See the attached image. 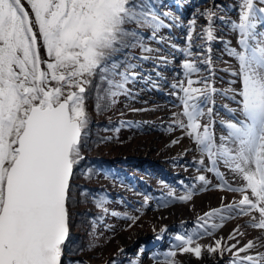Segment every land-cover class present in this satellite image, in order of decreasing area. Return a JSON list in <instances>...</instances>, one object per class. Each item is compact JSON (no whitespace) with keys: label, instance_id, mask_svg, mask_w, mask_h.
I'll return each instance as SVG.
<instances>
[{"label":"snow or ice","instance_id":"6c2138e0","mask_svg":"<svg viewBox=\"0 0 264 264\" xmlns=\"http://www.w3.org/2000/svg\"><path fill=\"white\" fill-rule=\"evenodd\" d=\"M258 4L264 0H239V19L231 22L239 34V50L226 46V51L238 62L231 75L239 88L223 93L237 107L222 106L228 119L219 121L224 133L219 143L214 107L205 111L209 102L214 105L217 89L207 79H192L200 72L193 52L197 18L205 22L197 37L213 41L218 6L198 9L189 22L187 47L180 49L187 57L184 80L172 85L183 93V111L173 113L172 124L208 158L210 167H204L203 159L199 164L222 181L218 187L239 193L240 199L198 217V228L177 234L164 259L154 258V264H182L178 256L183 254L202 259L204 254L222 257L226 252L230 264H264V7ZM164 18L178 19L158 11L154 0H0V264H65L73 180L84 159L89 124L88 94L95 86L96 108L101 110L105 100L115 104L118 96H132L128 85L138 80L155 86L150 75H143V63L169 61L161 49L144 43L139 29H150L151 39L163 42L160 30L172 26ZM134 48L140 55H127ZM201 63L210 65L211 58ZM205 116L208 122L202 124ZM221 163L244 183L228 184L219 171ZM194 179L204 186L210 183L204 174ZM193 195L192 188L179 196L169 191L162 206L171 199L187 202ZM148 200L146 196L145 205ZM107 203L101 198L96 205L107 214ZM238 216L249 217L246 225L261 234L243 244L237 239L245 235L239 227L227 237L216 235ZM125 218L131 227L140 216ZM205 237L209 242L201 243Z\"/></svg>","mask_w":264,"mask_h":264},{"label":"rangeland","instance_id":"374dc122","mask_svg":"<svg viewBox=\"0 0 264 264\" xmlns=\"http://www.w3.org/2000/svg\"><path fill=\"white\" fill-rule=\"evenodd\" d=\"M201 2L203 1H184L185 9H183L185 11H183L182 14L180 12L174 11L169 6L161 7L165 12H171L173 16L177 17V21H172V23L179 25L178 30L174 31H170L168 28H162L160 30V33L158 34L159 37H163V41H171L169 44L175 45L176 47L182 46L183 49L186 48V37L188 33L189 22L194 18V16H196L197 10L199 9L200 11H203L205 8L213 7L214 5H216L218 7L216 8L217 18L214 21V35L216 38H226L229 41L231 40L227 44V46H231L232 48H234L233 33H236V31L232 30V26H230L228 29L225 28L223 30V26L221 24H218V19L219 17L223 16H228L229 18L235 13L237 14V11H235V9H229L227 8V6L229 3H231L236 7V2L239 3V0H206L203 5H198V3ZM258 6L264 7V5L259 4ZM238 19L239 16L234 17L233 20L238 21ZM204 23L205 22L203 18H197L196 33L200 32L201 26L204 25ZM172 28L177 29V27L173 25ZM179 29H183V32L179 33ZM141 30L142 31L140 32L143 33L145 37L144 41L149 42L148 46L150 47V44L153 43L152 39L150 38L151 30L148 28H141ZM196 33L193 34V52L195 54H198L196 63L200 68V71H202V75L207 72L208 66L205 63H201V61L208 59L213 53H215L217 56L221 53L224 54L223 57L220 56V58H217L224 64L231 65L230 63H233L234 65H238V62L233 57L228 55L226 47H222L223 49L220 50L219 47L213 46V44H211V42H208L206 39L202 37L198 38ZM177 34L179 35V38H175ZM147 35H149V37ZM236 42L238 43V39L236 40ZM159 45L160 42H157L155 43V45H153V48L160 49ZM209 48L211 49L210 52L208 51ZM133 52L140 53V49H129L127 50V55L132 56ZM168 60H170V62H176L171 58ZM213 72L217 74L218 77L215 75L212 77L217 78V81L219 82L223 81V78L228 77V75L220 69H216ZM201 78L202 80H204L206 77L203 76ZM192 79L200 80L197 74H194L192 76ZM182 80H184V77H182ZM224 81H226L230 85H233V87L235 88L234 83H231L228 80ZM197 85L199 87H203L202 84ZM237 85L239 88V82H237ZM213 86H220L223 88V86L217 84ZM124 97H127V99H123ZM212 99L213 101L223 102V99L217 93L213 95ZM125 100L131 101V98H129V96L123 95L118 96L116 98L115 104H111L110 101L105 100L102 102V104L106 106L102 107L101 110H97L96 90L95 86H93L88 94V99L86 100L89 118L93 117L94 111L97 114L100 113L99 116L95 117L96 122H106L110 120L114 123H117L119 122V119L117 118V114L120 112L119 108H123V110L125 109L129 112L127 106L125 105ZM209 103L211 104L212 102ZM89 106L93 109V111ZM135 107L136 109L147 108V106L145 105ZM155 107L161 109V111L166 110L165 106L161 103L155 105ZM207 107L210 106L207 105L205 107V111ZM221 111L225 110H222L221 108V110H219L218 112ZM218 112L213 115L215 118L227 120L226 117H222L220 114H217ZM182 119L186 122L185 117L182 116ZM169 121L170 123H167L166 125L165 123H161L157 131V133H160L164 137L162 139L166 140L165 143L162 142V148L154 153L145 154L141 152L143 150L142 148H139L136 153L126 151L127 149L124 150V146L126 145V143L131 142L139 135H147L145 133L151 131L148 130L147 132H144L143 124H135L134 127H131L130 125H124V127L123 123L121 122L119 123V125L115 124L113 126H111L110 124L106 126L97 125L95 123L92 125L88 124L85 143H89V147L88 150H84L83 155H85V159L88 160V157L91 156V147H93L91 149H94L101 144L109 146L105 147L108 148V150L102 151L100 156L102 158H112V161L117 162H119L118 160H124L126 158L133 159L131 157H134L135 159H133V161H131L130 163L126 162L128 164L124 167L132 173L135 172L138 177L133 179L132 182H129L133 185H129L126 182L127 180L125 178L118 179V177H110L111 179L107 180L105 178H100L99 176L93 177L92 173H97V167L93 166V164L83 166L85 170L82 173L79 172L82 178L78 177L80 179H75L74 183L78 182V180H80L81 182L83 181L85 182L84 187L87 188L84 190H79V187L72 188V204L70 207V242L68 244L64 257L65 264H76L77 261L81 262V264H113V261H115V264H131V261L135 259H139L140 264L148 263V261L150 260V256H146V258L144 256H141L140 250H138V247L136 248V245L140 246L146 236L150 234L155 235L156 233L163 231V229L168 228H163L160 225H157L154 220L145 218L144 215L152 213V210H156L153 208V206H156V203L158 201H160V205H162L165 199H169L167 196L169 191L182 189V185L185 183L184 179H182V173H186L184 169H181V166L183 165L182 159H178V155L168 152L172 148V141L174 139H178V137H173L171 140H168V136H170V134L172 133L180 131L181 129L176 128L175 125H172L170 118ZM207 122V116L201 119L202 124ZM164 125L165 132L163 131ZM219 125L220 124L218 123V121H216L215 126L218 127ZM166 127H168L167 130ZM170 127L173 129L171 132L168 131ZM215 131L217 143H219V137L223 134V130L219 126V128ZM100 138H103V140H101ZM140 157H145L149 160V171L155 173L154 176L151 177L149 174L141 171L138 168L140 167V165L138 164L140 163V161L137 159ZM182 158L184 159V155H182ZM162 164L166 165L167 172L159 167H162ZM219 166H223V168L225 169L222 170V174L226 179H228L229 182L237 183L239 185H242L244 183V181L238 175L232 173L222 163ZM157 167L160 169L159 171H161L164 176H167L168 180L165 181L164 177H157ZM172 174H175L174 176H177V178L173 179L174 176L169 178V176ZM205 176L208 180H212L209 174H206ZM143 181L145 182V185L140 186ZM89 182L98 187L94 189L93 185ZM181 182H183L182 185L180 184ZM167 183L170 184L169 187H165V184ZM176 195L179 196L180 194L176 192ZM146 196L149 197V200L145 205ZM101 198H106L108 201V203L105 205V207L108 209L107 214H105L102 209L98 208L96 205V202ZM176 200L177 199H171L167 206L173 204ZM201 208L202 206H200L199 209ZM113 212L118 213L119 215L114 216L111 214ZM126 215H139L140 219L134 225L129 227L131 221L125 218ZM173 224H171L169 228L172 227ZM75 225L82 226L84 230L79 231L77 226ZM159 252L162 254V251ZM163 259L164 258H160V260Z\"/></svg>","mask_w":264,"mask_h":264},{"label":"bare ground","instance_id":"6f19581e","mask_svg":"<svg viewBox=\"0 0 264 264\" xmlns=\"http://www.w3.org/2000/svg\"><path fill=\"white\" fill-rule=\"evenodd\" d=\"M144 67L146 69L145 73L148 74L152 72V66L146 65ZM138 100L140 102L146 101L145 99L141 98ZM172 113L173 110L167 109L161 111V109L157 107H155L154 111L132 113L135 115L136 118L140 119L142 123L153 124L150 127H146L145 131H147L148 129L151 130L150 132L145 133L147 135H139L131 142L126 143V145L124 146V150L127 149L126 151L136 153L139 148H142L143 150L141 152L144 154L154 153L160 150L163 145L162 142L165 143L166 140H163L162 138L164 137L160 133L156 132V126L158 121L163 119L165 116H171ZM173 137H178L179 142L172 145V148L168 152L174 153L178 156H182L184 154L189 155L192 151H194L193 154L195 153L194 145L192 144L190 138L183 131H178L170 134V136H168V140H171ZM99 150L102 153V151H106L108 150V148H103ZM189 159L192 160L194 167L199 168L201 166L199 164V160H196V157L194 155ZM186 176L188 179H192L194 177V171L188 169L186 172ZM201 189L202 188L195 187V189L193 190L194 195L192 199L187 202L176 200L172 205H169L167 209L152 210V213H148L144 215V217L154 220L157 225H160L163 228H168L171 224L175 222L179 223L185 221H197V218L203 216L206 212H209L212 209L221 208L224 205L230 204V202L240 199L239 193H232L228 191H223L221 189L202 192ZM200 206H202L201 209H199ZM204 211L206 212L202 213ZM248 220L249 217L247 216H238L234 219H230L224 224V227L222 229L217 231L216 235L227 237L234 229L239 227L240 230L245 233L243 237L237 236V239L240 240L241 244L246 243L249 239L254 240L258 235L261 234V230L248 227L246 225V222ZM215 222H219L218 218H216ZM200 242L208 243L209 238L205 237ZM261 251H264V249H261ZM249 254L253 253L250 252ZM227 258H232L231 255L227 252L222 257L204 254L202 259H197L190 254H183L178 256V259L182 261V264H212L211 262L213 261Z\"/></svg>","mask_w":264,"mask_h":264},{"label":"flooded vegetation","instance_id":"af4514ba","mask_svg":"<svg viewBox=\"0 0 264 264\" xmlns=\"http://www.w3.org/2000/svg\"><path fill=\"white\" fill-rule=\"evenodd\" d=\"M22 2H23V0H22ZM26 6H27V5H26ZM89 107H90V106H89ZM90 108H91V107H90ZM91 110L93 111L92 108H91ZM99 115H100V113L97 114V113H95V112L93 111V117L89 118V125H92V124L96 123L95 117H96V116H99Z\"/></svg>","mask_w":264,"mask_h":264}]
</instances>
